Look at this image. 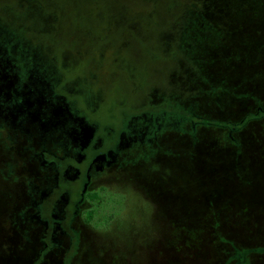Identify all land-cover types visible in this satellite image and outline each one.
<instances>
[{
  "label": "rangeland",
  "instance_id": "obj_1",
  "mask_svg": "<svg viewBox=\"0 0 264 264\" xmlns=\"http://www.w3.org/2000/svg\"><path fill=\"white\" fill-rule=\"evenodd\" d=\"M0 264H264V0H0Z\"/></svg>",
  "mask_w": 264,
  "mask_h": 264
},
{
  "label": "flooded vegetation",
  "instance_id": "obj_2",
  "mask_svg": "<svg viewBox=\"0 0 264 264\" xmlns=\"http://www.w3.org/2000/svg\"><path fill=\"white\" fill-rule=\"evenodd\" d=\"M27 105L29 104L28 102H25ZM15 104H18L16 101H15ZM103 159V158H102ZM88 167H90V166H88Z\"/></svg>",
  "mask_w": 264,
  "mask_h": 264
}]
</instances>
